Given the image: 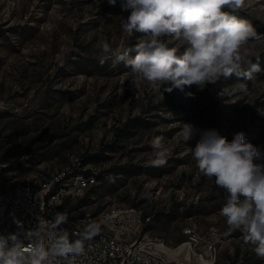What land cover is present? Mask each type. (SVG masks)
Here are the masks:
<instances>
[{"label":"rangeland","instance_id":"1","mask_svg":"<svg viewBox=\"0 0 264 264\" xmlns=\"http://www.w3.org/2000/svg\"><path fill=\"white\" fill-rule=\"evenodd\" d=\"M128 14L119 0L116 6L107 0H0V163L20 184L62 171L73 175L78 167L93 173L95 184L64 203L73 222L86 211L137 206L153 215L147 228L171 247L192 241L203 250L216 242L217 264H264L239 231L229 233L219 214L225 191L196 168L189 149L199 133L185 142L182 132L184 123L201 131L218 125L223 136L242 131L245 142L264 149V115L258 112L264 110V73L255 84L245 82L248 95H219L242 82L235 77L203 90L134 89L124 62H101L105 41L115 49L140 39L121 29ZM238 15L264 35V0H249ZM168 42L179 52L186 47ZM249 51L264 69V43L250 41ZM120 128L125 131L117 136ZM156 136L171 152L163 167L150 165Z\"/></svg>","mask_w":264,"mask_h":264},{"label":"clouds","instance_id":"2","mask_svg":"<svg viewBox=\"0 0 264 264\" xmlns=\"http://www.w3.org/2000/svg\"><path fill=\"white\" fill-rule=\"evenodd\" d=\"M107 2L117 4V0ZM119 5L122 12L129 13L120 20L122 31L141 36L128 48L114 49L105 41L101 62L112 58L124 62L134 89L148 86L155 93H171L196 86L203 90L221 78L235 77L242 82L234 89L222 88L219 95H248L245 82L255 84L257 74L264 73L260 56L253 63L249 51V42L264 43V35L238 15L249 6V0H119ZM169 40L186 45L183 52L170 46ZM258 112L264 115V110ZM182 132L185 142L200 135L189 151L198 171L214 178L226 193L219 214L229 233L239 231L243 244L264 260V149L245 142L242 131L231 141L214 128L201 131L191 123H184ZM151 147L150 165L165 166L171 152L164 137H154ZM15 222L19 232L0 234V264H74L92 249L91 241L99 233V225L92 223L72 239L60 227L67 222L63 213H57L53 221L39 218L36 227L28 230Z\"/></svg>","mask_w":264,"mask_h":264},{"label":"built area","instance_id":"3","mask_svg":"<svg viewBox=\"0 0 264 264\" xmlns=\"http://www.w3.org/2000/svg\"><path fill=\"white\" fill-rule=\"evenodd\" d=\"M0 163V234L35 228L39 218L53 221L63 213L68 197L83 194L96 182L91 172L75 175L62 171L37 183H15ZM154 217L137 206H109L97 213L86 211L79 222L67 218L60 227L70 232L71 238L89 224L99 225V233L91 241L92 249L86 256L77 257L74 264H217L218 246L211 242L203 250L192 241L177 247L169 246L162 237L147 228ZM192 233V229L188 231ZM191 240H195L193 234Z\"/></svg>","mask_w":264,"mask_h":264},{"label":"trees","instance_id":"4","mask_svg":"<svg viewBox=\"0 0 264 264\" xmlns=\"http://www.w3.org/2000/svg\"><path fill=\"white\" fill-rule=\"evenodd\" d=\"M131 122H132L131 120L127 121V122L125 123V127H127L128 125H130ZM214 129L218 130V131L220 132V134L223 135L220 126L217 125ZM123 131H125V128H122V129L120 128V129H118V130H117V136H120V134H121ZM233 138H234L233 136H229V137H227V139H228L229 141H231ZM116 140H117V138H116ZM75 171H76L75 173H77V172H84V173H87V172H88V170H82L81 167L76 168ZM75 173H73V174H75ZM71 174H72V173H71Z\"/></svg>","mask_w":264,"mask_h":264}]
</instances>
